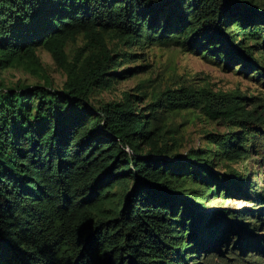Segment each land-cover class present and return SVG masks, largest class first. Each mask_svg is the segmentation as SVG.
Here are the masks:
<instances>
[{
  "label": "trees",
  "instance_id": "1",
  "mask_svg": "<svg viewBox=\"0 0 264 264\" xmlns=\"http://www.w3.org/2000/svg\"><path fill=\"white\" fill-rule=\"evenodd\" d=\"M256 4L0 0V70L34 66L44 48L67 76L62 89L0 81V264H188L196 249L189 239L209 236L214 217H194L188 185L197 200L223 185L211 171L214 151L174 153L159 116L199 107L232 129L254 131L263 117L236 95L191 86L155 94L145 107L128 93L121 102L95 101L96 92L143 69L118 72L134 54H115L107 40L128 49L160 42L247 65L249 53L228 34L255 29L245 40H264V6ZM79 38L86 45L69 52ZM228 135L208 136L218 160L246 159L248 137Z\"/></svg>",
  "mask_w": 264,
  "mask_h": 264
},
{
  "label": "rangeland",
  "instance_id": "2",
  "mask_svg": "<svg viewBox=\"0 0 264 264\" xmlns=\"http://www.w3.org/2000/svg\"><path fill=\"white\" fill-rule=\"evenodd\" d=\"M251 1L264 6V0ZM252 30L238 29L228 34L234 37V46L243 53H249L244 57L250 61L247 65H244V60L239 62L223 55L216 57V53L211 56L193 54L181 46H166L160 42H146L142 48L128 49L119 40L108 39V46L115 54H134L130 62L118 67V72L128 68L143 69L133 71L112 89L96 92L93 99L121 102L128 93L141 98L139 106L145 107L155 94L191 86L207 88L213 93L236 95L237 102L246 110L258 107L255 112L264 120V75L260 69L255 71L249 67V64H255L264 70V40L259 38L258 44L245 40L244 37H249L248 31L252 34L256 31ZM241 43L242 46L239 45ZM85 45V40L79 38L76 43L69 44L67 50L73 52ZM36 55L38 62L34 66L26 63L0 70V81L5 87L48 85L55 89L63 88L67 76L51 54L44 48H38ZM123 55L121 58L117 56L120 61L125 59ZM159 117L157 124L170 131L165 138L175 148L174 153L185 156L191 151H199L200 154L211 155L208 150L214 151L216 155L211 158V171L223 185L218 192L209 191L201 200L196 199L193 186L188 185L187 192L194 201V217L200 221L206 213L214 216L209 236L204 238L201 233L197 241L189 239L188 244L196 249L190 258L187 257L188 264H264V125L255 131L252 128L255 126L249 128L250 125L242 128L234 124L232 129L220 118L209 117L199 107L164 112ZM238 132L242 137L240 140L248 137L249 156L219 161L220 150L211 143L209 134L222 140L229 136L228 133ZM190 197L186 198L191 200Z\"/></svg>",
  "mask_w": 264,
  "mask_h": 264
}]
</instances>
